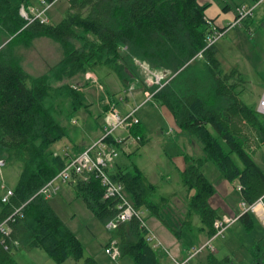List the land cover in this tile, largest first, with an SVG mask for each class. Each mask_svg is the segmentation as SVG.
Returning <instances> with one entry per match:
<instances>
[{
	"label": "trees",
	"instance_id": "1",
	"mask_svg": "<svg viewBox=\"0 0 264 264\" xmlns=\"http://www.w3.org/2000/svg\"><path fill=\"white\" fill-rule=\"evenodd\" d=\"M67 1L60 21L35 20L26 25L20 8L31 4L30 0H0V160L20 167L9 201L3 202L0 194V225L13 216L4 231L0 229V264H18L14 253L23 248H42L59 263L83 257L82 242L49 203L52 196L47 198L37 192L71 161L53 147L67 134L62 119L87 106L85 92L70 80L88 72L102 79L104 69L123 80L131 76L142 80L134 59L172 73L154 99L172 111L191 142L197 141L200 148L196 157H185L187 165L180 173L186 191L182 217L171 206L172 194H159V186L137 164L123 166L122 161H115L109 170L111 176L124 184L134 206L150 211L171 229L175 226L180 239H188L190 233L212 236L222 216L209 201L216 192L215 184L202 170L209 161L217 165L221 179L237 182L241 201L247 206L264 196V170L254 158L264 145V114L256 104L245 101L243 73L237 68L223 70L216 45L199 56L210 31L209 18L205 16L209 2ZM260 25L264 30V16ZM42 36L57 42L63 55L47 72L33 75L21 65L14 44L18 40L29 43ZM130 132L140 135L139 142L146 144L141 123ZM108 141L115 139L110 137ZM67 183L104 223L116 215V200L104 197V186L96 175L73 173ZM253 215L247 210L238 220L251 227ZM195 216L201 220L198 228L193 227ZM111 232L122 256H131L135 264H166L163 259L167 253L163 251L162 255V250L147 240L148 231L139 218L121 222ZM197 237L198 234L193 238ZM252 254L257 264H264L259 244ZM208 263L235 264L231 257L219 259L214 253L208 254ZM84 264L99 263L87 257Z\"/></svg>",
	"mask_w": 264,
	"mask_h": 264
},
{
	"label": "rangeland",
	"instance_id": "2",
	"mask_svg": "<svg viewBox=\"0 0 264 264\" xmlns=\"http://www.w3.org/2000/svg\"><path fill=\"white\" fill-rule=\"evenodd\" d=\"M30 1L31 4H38V0ZM243 1L248 2L249 0H216V3H219L221 8L229 4L232 9L236 10L237 4ZM67 7V0H58L48 10V18L51 22L60 21L64 17ZM262 7L264 9V4ZM263 9H257L254 14L255 16H251V20L245 19L246 26H243L244 22L243 24L231 26L227 22L226 26L228 28L224 36L216 43L217 57L222 64L223 70L230 72L233 68H237L243 73L246 79V90L243 96L245 101L250 105L257 104L264 91V30L260 25ZM6 38L4 37V39ZM10 39H7L5 43ZM14 46V51L20 56L21 65L33 75L47 72L63 55L62 47L57 42L44 36L34 38L29 43L18 40ZM139 73L142 76V80L139 83H144V81L148 83V75L150 74L147 70L142 69ZM190 73L191 71L185 74L181 80L185 79ZM85 76L77 75L70 82L79 87L84 84ZM99 79L104 80V77ZM135 80L130 78L132 82L129 88H139ZM87 81L86 84L89 83V80ZM91 84L93 85V92L89 93V98H86L87 106L81 107L75 113L73 112L70 115L71 117L62 119L67 134L53 145L57 153L67 154L70 159L79 153L80 150L91 146L101 135L103 117L98 116L96 113L102 109V102L106 97V92L99 88L98 83ZM131 92L130 90H126V87H121L119 93H127L125 95H128L131 99L129 103L132 105L131 108L137 107L141 103L133 104L136 101L133 100L134 97ZM138 99L141 101L145 100L146 96L143 94ZM115 100L116 108L120 112H123L122 108L125 109L124 104L118 101L119 98ZM137 115L143 124L142 127H145L150 133L149 143L142 146L133 135L129 141L116 146L119 153L116 162L118 160L117 163L123 162V166L130 165L132 162L137 164L148 179L159 186V194H172L171 206L176 213L179 211L178 214L182 217L186 209V191L181 183V171H179L180 167L178 168V165L182 157H186L187 155L196 157L199 155L198 149L197 147L190 148L177 142L176 135L179 137L182 132L187 134V136L190 135L185 133L175 118V121L172 120L168 109L156 101L148 100L147 103L141 105L138 108ZM170 129H174L175 132L167 133ZM125 134V130L116 132V135ZM256 159L264 168L263 146L257 154ZM202 170L216 186V192L209 200L211 204L216 206V208L218 207V210L222 206L224 209L222 214L229 215L226 217L237 218L223 236L214 238L212 245L215 246L216 250L214 252L209 251V253H216L220 258L229 255L234 259L236 264H251L253 262V248L259 244L264 249V233L263 236L260 234L263 228L257 220H254V224L251 227L245 226L238 220V217L245 212L246 206L241 201V195L236 182L227 180L230 184L227 187V194L225 195L220 186V181L223 179L220 178V171L217 165L213 161H209L205 163ZM19 172L20 167L18 163L6 164L5 162V165L0 167V194L3 193V186L13 188L18 179ZM49 203L65 225L82 242L84 247L83 257L80 259L69 258L63 263H59L42 248H23L16 251L14 255L18 264H84V260L87 257L94 258L99 264H135L129 255H124L118 260H113L106 253V244L112 239H116L112 237L113 232L106 226L109 220L104 223L96 216L88 208L84 199L76 196L71 183L61 184L58 192L49 199ZM143 216L147 225L156 234L158 241L161 242L162 245L159 250H162V253L164 251V253L166 252L170 256L168 252L177 251L182 246L175 226H172L173 229H171L164 221L152 215L148 210H144ZM197 234L198 237L192 238L187 244L189 247L193 243L199 244L201 235H204V240L209 238L205 233ZM165 263H172L171 256L170 261L168 263L166 261Z\"/></svg>",
	"mask_w": 264,
	"mask_h": 264
},
{
	"label": "built area",
	"instance_id": "3",
	"mask_svg": "<svg viewBox=\"0 0 264 264\" xmlns=\"http://www.w3.org/2000/svg\"><path fill=\"white\" fill-rule=\"evenodd\" d=\"M57 1L58 0H39L38 4L22 5L20 12L21 15L27 20L26 25L34 22L35 20H39L41 23H49L51 20L47 16L48 10ZM262 1L264 0H255V2L251 5L242 4L238 6L236 10V17L230 26L242 24L246 18L253 16L255 8ZM208 22L210 25V31L205 39L204 50L215 46V44L221 37L224 36L226 32V30H222V27L215 24L210 18L208 19ZM204 50L199 53L200 57L202 56ZM138 63L143 70H147V72L150 74L148 75V84L150 86L157 85L156 89L146 92V99L144 102H147L148 100H152L154 95L165 86V84L169 81V78L171 79V76L167 78L171 72L168 69H155L145 61L138 60ZM140 106L141 105L133 107L126 114H122L116 108L114 103L109 102V108L105 112L104 129L98 140H96L91 146L84 148L82 151L74 155L71 158V161L65 167H63V169L59 171L56 176H54L42 186V188L37 192V195H44L47 198L53 196L58 192L61 184L69 182L73 173L86 175L94 174L101 180V183L104 186V197L114 198L117 203V213L106 223L107 228L112 231L116 229L121 222L129 221L132 218L137 217L141 222V226L146 228L148 231L146 234L147 240L154 248L159 249L162 244L160 241H158L156 234L145 222L143 216L144 211L134 206L127 195L124 184L121 181L114 179L111 176V171H109L119 156V153L116 149L117 145H115V143L121 144L127 140H130L133 136V134L130 132V129L141 123V120L137 115L138 108ZM257 109L259 112L264 114V91L259 99ZM119 130H125L126 134L116 135V132ZM110 137H113L115 141L109 142L108 139ZM134 137L137 141L140 140V136ZM4 164L5 161L0 160V167L4 166ZM2 189V200L3 202H8L10 197L13 195V189L6 188L4 186ZM243 205L246 206L245 211L251 210L253 213L259 216L260 209L264 211V196L260 197L252 205L247 206L245 203H243ZM20 210L21 208H19L17 212H20ZM12 217L13 216L8 217L7 220H5L0 225L1 230L5 229V224ZM236 219L237 218L222 216V218L217 221L216 231L212 236H209L205 242L190 250L184 258L180 260L176 259L170 264H194V259L201 252L205 250L214 252L216 248L214 245H212V241L215 237L223 236L226 230ZM105 251L113 260H118L122 257L121 248L117 239H112L109 241L105 246Z\"/></svg>",
	"mask_w": 264,
	"mask_h": 264
},
{
	"label": "crops",
	"instance_id": "4",
	"mask_svg": "<svg viewBox=\"0 0 264 264\" xmlns=\"http://www.w3.org/2000/svg\"><path fill=\"white\" fill-rule=\"evenodd\" d=\"M201 4H203V3H206V2H209L210 3V6L206 9V11H205V16L207 17V18H210V19H213V22L215 23V24H217L218 26H220V27H226V24H227V22H228V24H232V22L234 21V19H235V17H236V10L235 9H232V7L229 5V4H226V5H228V7H227V9H224L223 7L221 8L220 7V5H219V3H216V0H198ZM255 1L254 0H249L248 2H245V1H243V2H241V3H239V4H237V6H236V8L238 7V6H240V5H242V4H245V5H251V4H253ZM38 3H39V0H38ZM263 4H264V1H262L256 8H255V11L257 10V9H263ZM225 5V6H226ZM255 11H254V14H255ZM255 16V15H254ZM264 16V9H263V11H262V13H261V18ZM51 22V21H50ZM53 23H56V22H53ZM230 26V25H229ZM243 26H246V23L244 22V25ZM216 45V44H215ZM216 50H217V46H216ZM216 55H217V52H216ZM133 62H134V65L138 68V70L140 71H142V67L140 66V64L138 63V60L137 59H134L133 60ZM102 78L104 77V80H100L99 79V77L97 76V74H95V73H93V72H88L87 74H86V76H85V82H84V84L83 85H80L79 87L85 92V94H86V98H89V93H92L93 92V85L91 84V83H98V85H99V88H101V89H103L105 92H106V97H105V99H104V101L102 102V109L98 112V113H96L98 116H102L103 117V125L101 126V133H102V131H103V129H104V124H105V121H104V119H105V112L108 110V108H109V102H112V103H114L115 104V106H116V103H115V99H117V98H119V102H121L122 104H124V106H125V109H123L122 108V111L123 112H121L122 114L123 113H127L130 109H131V106L132 105H130L129 103H130V101H131V99H130V97L128 96V95H125V94H127V93H124V94H122V93H119L120 92V90H121V87H126V90H130V91H132L131 93H132V96L134 97L133 98V100H135L136 102L135 103H133V104H140V105H143V104H145V103H147V102H144V99L141 101V100H139L138 99V97H140V96H142L143 94L146 96V92H149V91H152L151 89H150V85L146 82V81H144V83H139V81L141 80V79H139V78H136V77H133V76H131L130 78H133V79H136L135 81H136V83L139 85V88H135V89H133L132 87H130L129 88V85L131 84V82L132 81H130V79H128V80H122V78H120L119 76H118V74H116V73H114V72H111V71H108V70H106V69H104V71H102ZM107 76V77H106ZM106 77V78H105ZM87 80H89V83H87L86 84V82H88ZM129 88V89H128ZM127 92V91H126ZM151 101H153V102H157V100L156 99H154V97H153V100H151ZM144 102V103H143ZM259 102V101H258ZM258 102H257V106H258ZM158 103V102H157ZM161 105V104H160ZM133 106H135V105H133ZM163 107H165V108H167L168 109V111H169V113H170V115L172 116V120L173 121H175L174 120V114L172 113V111L166 106V105H163ZM96 115V116H97ZM75 121V120H74ZM170 121V120H169ZM171 123H172V121H170ZM141 124H142V122H141ZM143 125V124H142ZM145 128V127H144ZM181 129V128H180ZM145 134H146V139H147V141H146V144H148L149 143V138H150V133L147 131V129L145 128ZM174 131V129H170L167 133H172ZM175 132V131H174ZM100 133V134H101ZM138 136H140V135H138ZM140 138H141V136H140ZM176 139H177V142L179 143V144H181V145H184V146H188V147H190V148H193V147H197V149H198V147H199V144L197 143V142H194L195 144H193L191 141V137L190 136H187V134H184L183 132H182V134L178 137V135H176ZM141 140V139H140ZM127 141H129V140H127ZM140 143V145H142L141 144V142H139ZM146 144H144V146L146 145ZM143 146V145H142ZM263 147H264V145H263ZM262 148V147H261ZM261 148L260 149H258L257 151H256V153H255V156H254V158H255V160H256V162L258 163V161H257V159H256V156H257V154L259 153V151L261 150ZM200 149V148H199ZM199 149H198V153H199ZM83 150V149H82ZM81 150V151H82ZM259 164V163H258ZM181 165V166H180ZM186 160H185V157H182L181 158V162L179 163V165H178V168L180 167V169H179V171H182V170H184L185 169V167H186ZM260 165V164H259ZM261 166V168L264 170V168H263V165H260ZM237 183V182H236ZM230 184V182L229 181H227L226 179H223V180H221L220 181V186L222 187V190L224 191V193H225V195L227 194V187H228V185ZM186 195V194H185ZM211 203V202H210ZM212 206H214L213 204H212ZM215 208H216V206H214ZM218 208V207H217ZM216 208V209H217ZM220 210H218V212H219V214L221 215V216H229V215H223L222 214V212H224V209H223V207L222 206H220ZM186 210V209H185ZM254 215V220H257L258 222H259V225L263 228V230H261V232H260V234L263 236V233H264V211L263 210H261L260 209V214H259V216L258 215H256L255 213H253ZM193 222H194V225H193V227L194 228H198V227H200L201 226V220H200V218L198 217V216H195L194 217V220H193ZM189 238L187 239V238H184V239H180V241H181V244H182V246L181 247H179V249H177V251H172V253H170V252H168L169 254H170V256H171V260H172V262L174 261V260H180V259H182V258H184L187 254H188V252L190 251V250H192L194 247H197L198 245H200V244H202L203 242H205V240H204V235H201L200 237H201V241H200V243L199 244H195V243H193L190 247L187 245L189 242H190V240L193 238V237H195V236H197V234H195V235H193V233H190L189 235ZM194 242V241H193ZM261 249H262V251L264 252V249L261 247ZM21 250V249H20ZM160 251V250H159ZM209 251L210 250H205V251H203V252H201L195 259H194V264H209L208 263V254H209ZM15 253H16V251H15ZM15 253H14V255H15ZM160 253L162 254V252L160 251ZM163 255V254H162ZM175 255H177V256H175ZM217 258H219V259H222V258H220L219 256H217L216 255V253L214 254ZM170 256H165L164 255V261L166 262L167 261V263L170 261ZM227 256H229V255H227ZM226 257V256H225ZM230 257V256H229ZM224 258V257H223ZM231 259L234 261V259L231 257ZM252 260H253V262L251 263V264H257V261H256V259L254 258V256H253V254H252ZM234 263H235V261H234ZM170 264V263H169ZM236 264V263H235ZM238 264V263H237Z\"/></svg>",
	"mask_w": 264,
	"mask_h": 264
},
{
	"label": "bare ground",
	"instance_id": "5",
	"mask_svg": "<svg viewBox=\"0 0 264 264\" xmlns=\"http://www.w3.org/2000/svg\"><path fill=\"white\" fill-rule=\"evenodd\" d=\"M204 50V49H203ZM112 172V171H111ZM48 182V181H47ZM44 184H46V183H44ZM49 201V200H48ZM22 205V204H21ZM21 216V215H20ZM4 231V230H3Z\"/></svg>",
	"mask_w": 264,
	"mask_h": 264
}]
</instances>
